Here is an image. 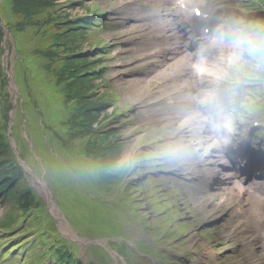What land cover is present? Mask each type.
<instances>
[{"label": "rangeland", "instance_id": "obj_1", "mask_svg": "<svg viewBox=\"0 0 264 264\" xmlns=\"http://www.w3.org/2000/svg\"><path fill=\"white\" fill-rule=\"evenodd\" d=\"M83 1L87 2V0H44L35 7L21 6L15 0H5L3 6L0 4L2 27H4L0 39L3 40L0 43L2 46H0V65L5 59L4 52L7 51V67L14 64L17 56L25 65L29 78L27 86L23 70L18 68L16 71L13 68L14 79L8 82L7 74L3 70L5 75L3 78L0 77V127L7 119L11 102L15 111L18 103L24 112L19 115L13 113L12 127L16 129L14 137L21 156L34 168H36L34 161L36 160L37 163L40 161L45 178L54 188L59 202L65 208L72 207L78 214L77 225L74 227L82 234L108 236L105 238L123 241L128 247H133L129 242L134 239H146L141 229H136L134 239L131 234L135 221L139 222L138 218L142 215L146 216L147 211L142 207V197H139L141 194L135 193L136 198L133 200L137 204L140 203L138 205L140 215L137 216L131 208L133 206L128 203L123 182L124 178L126 182H132V177L129 176L135 173V168L125 176L127 154L135 145L146 143L143 141L145 140L142 136L143 131L151 129L159 131V129L150 126L149 123L146 125L143 123L144 116L145 120H148L150 112L149 108H144V103L140 100L146 85H139L135 80L136 72L141 70L137 62L138 56L131 47L132 39L136 36V26H130L134 24L126 17L116 15L122 13L118 6L123 0H96L109 18L108 26H104L96 33L101 40L96 35L84 33L82 28H73L81 25L80 19L62 20L66 14L72 17L79 15L82 13V8L91 10ZM79 2H82V5L77 7ZM56 7L59 9L56 10ZM115 16L121 17L115 19ZM110 23L112 24L109 25ZM5 28L8 31L6 34ZM101 41L109 44V54L105 56L107 60H102L106 66L102 73L97 68L101 67L97 66L102 62L99 59L84 57L87 62L84 68L80 65L81 61L77 60L80 56L70 54L89 51L95 44L100 45ZM101 52L105 53L106 49L103 48ZM28 57L32 59L33 64ZM132 59H136V62L133 63ZM90 69H92L91 74L78 76L81 78L80 85L74 86L68 82L82 70ZM39 71L46 75L55 74L56 84L42 83L44 79L36 74ZM16 76L18 85L15 81ZM14 85L17 90H14ZM130 111H132L131 122H128L132 125L124 126L122 118ZM25 133L28 139L24 140ZM37 168L39 169L38 166ZM38 176L42 181V176ZM30 181L39 189L35 178ZM139 182L140 180L135 183ZM156 191L163 192L162 189ZM4 209L6 207L2 208L0 215ZM83 213L91 220H87ZM153 214L151 213L148 218ZM183 215H187L190 219L182 208L178 209L172 218L179 217L180 220H184ZM143 220L146 221V217ZM172 225L175 230L166 228L164 235L177 234L184 228L191 227L192 229L188 231L192 234L190 241L195 242L198 247H207V241L199 238L198 228H195V223L191 220L185 227L180 221ZM83 231H88L90 234ZM160 234V229H157L151 232L148 238L154 239L153 235ZM160 239V237L155 238V243L159 246L162 242H159ZM190 241L188 246L193 247ZM94 245L106 251L111 249L108 244ZM173 251L169 250L168 253L174 255ZM193 252L194 250H191L186 256L192 259ZM107 253L111 256L112 252L107 251ZM121 254L127 257L129 252ZM112 255L115 256L113 253ZM157 255V251L148 252L142 246V253H138L137 257L144 256L147 260L156 261L154 257ZM176 263L200 264L199 261L188 262L184 258L175 256H172L167 264Z\"/></svg>", "mask_w": 264, "mask_h": 264}, {"label": "clouds", "instance_id": "obj_2", "mask_svg": "<svg viewBox=\"0 0 264 264\" xmlns=\"http://www.w3.org/2000/svg\"><path fill=\"white\" fill-rule=\"evenodd\" d=\"M191 67L209 85L197 98L203 113L191 128L193 141L206 153L231 142L248 113L243 102L249 89L264 84V21L222 18L204 31ZM194 150L189 143L173 151Z\"/></svg>", "mask_w": 264, "mask_h": 264}, {"label": "trees", "instance_id": "obj_3", "mask_svg": "<svg viewBox=\"0 0 264 264\" xmlns=\"http://www.w3.org/2000/svg\"><path fill=\"white\" fill-rule=\"evenodd\" d=\"M10 159H11V156H10V153L8 152L7 147L5 146L4 143H1L0 142V163L3 162V161H5V162H3L0 165V177H3V178H10V177H12L11 175H9V176H3L4 174H2L4 172V170L6 169V166L9 163L8 161H10ZM9 166H11V164H9ZM8 169L10 170V168H8ZM13 173H14L13 175L15 176V178H17V177L18 178H21L22 177L21 176V171L16 172L15 170H13ZM1 181H4L6 184H8L7 186L3 187L4 189L10 188L12 190H15L17 196H18V189L21 188L24 185L22 180H20L18 184H15L14 183L15 182V179L10 180V181L0 180V182ZM9 200L14 201L15 200V195H12L11 194V199H9ZM25 205L26 206H29V205L32 206L33 205V200H30L29 202L27 201L25 203ZM10 216H12V218H14L12 214H10Z\"/></svg>", "mask_w": 264, "mask_h": 264}, {"label": "bare ground", "instance_id": "obj_4", "mask_svg": "<svg viewBox=\"0 0 264 264\" xmlns=\"http://www.w3.org/2000/svg\"><path fill=\"white\" fill-rule=\"evenodd\" d=\"M144 81V80H143ZM33 252V251H32ZM34 253H29V255H27V257H29L30 255H33ZM23 257H25V256H23Z\"/></svg>", "mask_w": 264, "mask_h": 264}]
</instances>
